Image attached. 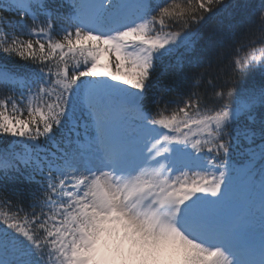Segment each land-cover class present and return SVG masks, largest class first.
Instances as JSON below:
<instances>
[{"label":"snow or ice","instance_id":"obj_1","mask_svg":"<svg viewBox=\"0 0 264 264\" xmlns=\"http://www.w3.org/2000/svg\"><path fill=\"white\" fill-rule=\"evenodd\" d=\"M246 7L0 0V193L17 185L0 196V264H86L101 223L121 218L176 244L177 264H264V200L237 211L225 193L230 175L264 189V47L219 88L208 79L211 107L205 73L185 70L210 66L208 48L236 35L218 37L223 18ZM256 22L264 34V0ZM161 65L190 82L175 101L149 100Z\"/></svg>","mask_w":264,"mask_h":264},{"label":"trees","instance_id":"obj_2","mask_svg":"<svg viewBox=\"0 0 264 264\" xmlns=\"http://www.w3.org/2000/svg\"><path fill=\"white\" fill-rule=\"evenodd\" d=\"M93 3H101L102 0H91ZM115 2V0H114ZM176 2H182V0H176ZM238 3L244 5L246 8L236 9L235 16L233 19H229L227 16L223 18V25L220 26V31L218 37L225 36L228 32L227 25L232 23L236 25L235 33L236 35L231 38H225L222 46L213 43L212 46L208 48L207 57L211 61L210 66L202 65L197 69H190L187 66L185 70L189 74L193 72H203L205 73V85L202 86L201 91L204 95V103L207 102L208 106L211 107L216 103L213 97V88L207 85L208 79L215 80L217 88L223 83V76L226 72L230 70V61L238 58V56H243L245 51H250L252 47L260 48L264 47V34L261 32L260 25L256 22L257 17L260 14L261 0H237ZM8 16V13H4ZM250 17V19H249ZM15 19L16 17H9ZM243 21V23H239ZM217 27L216 23L213 22L205 28V34ZM237 40H240L245 48L240 50ZM167 63V62H166ZM261 83V77L258 74H252L246 78V80L240 85L241 88H248L252 85H259ZM190 87V82H185L180 87H177L176 78L174 75V70L172 68H167L163 65L158 66L155 83L152 92L149 94V100H151L153 95H164L166 99L177 100V93H186ZM172 89L171 92H163L162 89ZM146 106L151 107L150 104ZM175 106V105H173ZM247 124V121L238 122V126L243 127ZM258 130V128H257ZM257 143L259 141L257 140ZM3 145L0 144V147ZM17 185L13 183H8V191L6 193H0V196H11L12 199H17L16 189ZM225 193L232 198L233 207L237 211L241 210H252L256 205L259 204L261 200H264V189L256 184H253L243 176H229ZM25 203H27V197L25 198ZM7 207L0 203V211H7ZM155 240V239H154ZM157 241V240H156Z\"/></svg>","mask_w":264,"mask_h":264},{"label":"clouds","instance_id":"obj_3","mask_svg":"<svg viewBox=\"0 0 264 264\" xmlns=\"http://www.w3.org/2000/svg\"><path fill=\"white\" fill-rule=\"evenodd\" d=\"M103 228L84 253L86 264H177V257L171 254L176 244L156 241L130 221L121 218Z\"/></svg>","mask_w":264,"mask_h":264},{"label":"rangeland","instance_id":"obj_4","mask_svg":"<svg viewBox=\"0 0 264 264\" xmlns=\"http://www.w3.org/2000/svg\"><path fill=\"white\" fill-rule=\"evenodd\" d=\"M105 223H101V225H100V231H103L104 230V228H103V225H104ZM157 241H161V242H163V240H157Z\"/></svg>","mask_w":264,"mask_h":264}]
</instances>
